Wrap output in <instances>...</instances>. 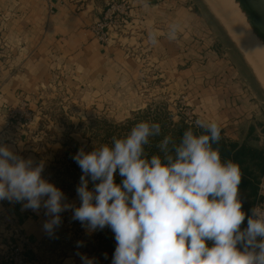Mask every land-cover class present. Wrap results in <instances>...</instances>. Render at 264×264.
I'll list each match as a JSON object with an SVG mask.
<instances>
[{
  "label": "crops",
  "instance_id": "0c3cea01",
  "mask_svg": "<svg viewBox=\"0 0 264 264\" xmlns=\"http://www.w3.org/2000/svg\"><path fill=\"white\" fill-rule=\"evenodd\" d=\"M110 1L0 0V144L43 161L46 170L68 147L66 134L77 128L76 118L123 122L154 101L174 98L177 88L200 120L218 123L223 139L264 151V96L254 94L252 76H242V51L215 16H204L192 0H128L126 31L103 45L90 27ZM172 23L179 25L175 40L168 39ZM232 30L239 34L234 25ZM150 32L159 33L155 45ZM247 50L264 65L252 43ZM60 100L84 101V107L57 110ZM20 101L29 104L35 123L20 141L16 133L8 141V108ZM57 112L70 117L67 126L57 124ZM2 213L25 233L29 259L38 257L50 238L45 211L4 200ZM47 264L82 262L68 255Z\"/></svg>",
  "mask_w": 264,
  "mask_h": 264
},
{
  "label": "clouds",
  "instance_id": "9594fccd",
  "mask_svg": "<svg viewBox=\"0 0 264 264\" xmlns=\"http://www.w3.org/2000/svg\"><path fill=\"white\" fill-rule=\"evenodd\" d=\"M178 29L170 24L168 39L175 40ZM158 36L150 32L149 42L155 45ZM221 131L215 121L197 120L177 138L164 134L159 122L140 121L122 137L81 149L73 156L82 172L79 206L44 178L43 161L0 144V201L37 213L43 207L50 236L68 210L89 231L110 228L116 241L111 264H264V206L251 209L242 229L243 173L222 159ZM77 254L82 264H96Z\"/></svg>",
  "mask_w": 264,
  "mask_h": 264
},
{
  "label": "rangeland",
  "instance_id": "374dc122",
  "mask_svg": "<svg viewBox=\"0 0 264 264\" xmlns=\"http://www.w3.org/2000/svg\"><path fill=\"white\" fill-rule=\"evenodd\" d=\"M191 3L192 7H194L196 3L204 16H215L217 21L221 23L226 33L229 34L230 37H233L237 44L235 42L234 43L239 47V51H242L241 58L246 61L243 68L239 67L240 71L243 73L242 76L244 77L246 73L252 76L254 94L256 96L258 95V98L264 96V65L254 55V52L252 50L251 51L253 53L247 50V48L250 49L252 42L244 32L243 27L238 21L228 1L192 0ZM233 25L237 28L239 34L232 30ZM242 31L245 33V35ZM239 38L242 39V43ZM254 51H257L255 46ZM176 92L177 88H175L174 98L168 99L167 101H154L149 104L144 111L132 115L129 119L124 120L123 122L117 123L116 121L107 122L101 120L95 122L96 120H77L76 118L75 121L76 123L78 122L77 128L72 131V133L69 132L66 134V136H68V138H66V144H69L68 147L65 148V150L63 148V151L57 153L58 159H56L53 165L44 170V172L46 173L43 174L44 178L49 180V182L54 183L65 193L67 198L66 202L74 204L75 206H79L80 200L77 196L76 188L80 182L82 172L77 163L74 161L73 156L81 149L85 152H90L93 150L94 146L99 147L101 144L109 143L111 137L113 136L122 137L126 135L130 128L137 122H154V117H158V122L161 124L167 122L166 118L169 119L170 122L175 124L180 121H183L185 123V118L182 120V116L179 113L190 112L194 115V119L200 120L199 116L195 113L194 106L192 105L193 103L191 99L188 98V95L180 94L177 96ZM20 102L15 107L10 106L9 108L18 107ZM82 102L84 103V101ZM82 102L80 100H60L57 101V110L61 109V107L80 109V107H84L81 104ZM27 109L32 113L33 117H31L33 125V123H35L36 115L29 108L28 103ZM57 113V124H63L67 126V120H69L70 117L66 115L62 117L59 112ZM32 125L30 126V128L32 127ZM187 125L191 126L189 124ZM30 128L24 131L14 129L11 133L4 134L3 138L8 139L9 141L13 138L11 137L13 133H16L18 141H20L24 136L23 133L29 131ZM60 128H62V126ZM60 134L64 135V133L57 132V136ZM70 135H76L79 141L73 140L74 138H71ZM90 185L91 182L89 183V188ZM41 209L45 211L43 207ZM72 215L73 213L71 210L61 213L62 223L56 229L55 234L48 238L46 248L38 254V257L30 260L28 257V253L30 252V243L28 242L25 233H23L13 222H7L5 218L6 215H4L3 213L0 214V264H4V257L6 253L10 252V250L8 251L9 247L12 244L23 243V238L28 242V244L23 248L25 251V255L28 258L29 262L32 264H34L33 262H35V264L57 262L61 258L68 255H74L81 260L80 255H78L77 253L86 255L89 258H94L96 264H106L107 259L104 258V255L102 254L101 245L106 239L109 228L106 227L103 230L98 229L94 232L89 231L79 221L73 220ZM78 244L80 246H78Z\"/></svg>",
  "mask_w": 264,
  "mask_h": 264
},
{
  "label": "built area",
  "instance_id": "2783aa9c",
  "mask_svg": "<svg viewBox=\"0 0 264 264\" xmlns=\"http://www.w3.org/2000/svg\"><path fill=\"white\" fill-rule=\"evenodd\" d=\"M132 5L128 0H112L103 11L102 17L91 25L90 30L94 38L103 45H108L114 35L126 31L131 18ZM185 123L195 126L198 119L190 112L179 113ZM32 113L27 109V103L21 101L16 108H9L3 134L11 133L12 130H27L32 125ZM257 204L264 206V179L259 186ZM256 204V205H257ZM23 243L12 244L4 257V264H32L25 255L24 246L28 244L23 238ZM35 264V262H33Z\"/></svg>",
  "mask_w": 264,
  "mask_h": 264
},
{
  "label": "trees",
  "instance_id": "16d2710c",
  "mask_svg": "<svg viewBox=\"0 0 264 264\" xmlns=\"http://www.w3.org/2000/svg\"><path fill=\"white\" fill-rule=\"evenodd\" d=\"M157 118L158 117H154V122H158L159 118ZM166 121L167 122L164 124L160 123L162 125L163 133H171L177 138H179L185 130L191 127L183 121H180L177 124L170 122L167 118ZM197 131L199 130L197 129ZM219 148L222 159H231L238 163L243 173L242 181L239 185L240 196L243 201L242 210L247 214L245 221L241 226L243 229L247 226V216L251 215V209L257 204L259 186L261 180L264 179V151L254 149L245 144L239 145L223 138L220 141ZM148 151L151 155L156 152V149L153 146ZM120 179L121 178L117 175L116 180L118 183L120 182ZM90 188H92V183ZM115 247L116 241L114 233H112L109 228L106 239L101 245L102 254L104 255V258L107 259L106 264H111Z\"/></svg>",
  "mask_w": 264,
  "mask_h": 264
},
{
  "label": "water",
  "instance_id": "95a60500",
  "mask_svg": "<svg viewBox=\"0 0 264 264\" xmlns=\"http://www.w3.org/2000/svg\"><path fill=\"white\" fill-rule=\"evenodd\" d=\"M249 28L264 48V0H233Z\"/></svg>",
  "mask_w": 264,
  "mask_h": 264
},
{
  "label": "bare ground",
  "instance_id": "6f19581e",
  "mask_svg": "<svg viewBox=\"0 0 264 264\" xmlns=\"http://www.w3.org/2000/svg\"><path fill=\"white\" fill-rule=\"evenodd\" d=\"M227 1H228L229 5L231 6L232 10L234 11V13H235L238 21L240 22L241 26L243 27L244 32L246 33L248 38L251 40L253 46L256 47V49H257L256 52L260 54L262 60L264 61V48L258 42L256 37L253 35V33H252L251 29L249 28L244 16L240 13V11H239L237 5H235L234 1L233 0H227Z\"/></svg>",
  "mask_w": 264,
  "mask_h": 264
}]
</instances>
